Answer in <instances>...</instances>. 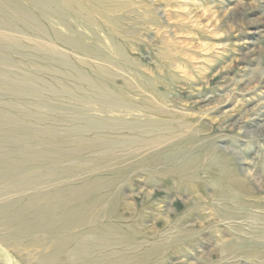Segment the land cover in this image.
<instances>
[{
	"label": "rangeland",
	"instance_id": "1",
	"mask_svg": "<svg viewBox=\"0 0 264 264\" xmlns=\"http://www.w3.org/2000/svg\"><path fill=\"white\" fill-rule=\"evenodd\" d=\"M11 1L8 10H16ZM54 1L25 25H0V45L7 36L19 45L12 60L50 69L12 73L80 89L87 87L63 74L99 83L103 67L106 89L132 113H87L68 98L61 105L43 96L41 108L64 105L69 127L81 119L127 123L115 137L132 146L113 153L90 147L50 165L29 164L26 154L10 161L12 149L0 150L1 165L24 171L23 186L9 187L0 203L33 195L58 202L75 221L76 241L87 239L80 264H264V0H63L61 24L53 25ZM9 102L0 98V107ZM5 116L3 128L15 130ZM109 131L99 139L112 140ZM43 148L35 158L61 156L56 143ZM8 251L0 246V264H19Z\"/></svg>",
	"mask_w": 264,
	"mask_h": 264
},
{
	"label": "bare ground",
	"instance_id": "2",
	"mask_svg": "<svg viewBox=\"0 0 264 264\" xmlns=\"http://www.w3.org/2000/svg\"><path fill=\"white\" fill-rule=\"evenodd\" d=\"M59 1H63V0H55L53 2L54 8H52V10L54 14L51 17L53 20L50 19L51 21H53V25L54 23H58V22L60 23L61 18L64 16L63 11L62 13L59 12V3H60ZM11 3H13L11 0L10 1L0 0V12L2 14L0 16V25L10 22L11 25L20 27L21 24H24L25 22L32 20L35 17V14H38V16L41 15L43 13L41 8L44 9L46 7L44 5H47V0H42V1L41 0H15V3H17L16 10L9 11L8 9ZM71 12H73V10ZM76 16L78 17V15ZM42 18L44 19V16ZM34 24L36 23H33V26ZM53 29L55 30V33L57 35L58 30H57L56 24L55 26H53ZM22 33H24L23 29L21 30L20 34ZM2 42L3 44L0 45V98L1 100L8 99V101L10 102L3 106L4 108L7 107L5 108L6 111L3 110L4 108L0 107V150L8 151L12 149V152H10V156H11L10 161L12 159L16 161L17 156L26 154V157H27L26 161H28L29 164L32 162H35L36 163L35 165H50L52 162L58 163L61 161L64 162V160L73 161V159H77L79 155H81V153H83L90 147H94L95 149L98 148L100 150L102 149L103 152H106V153L107 151H110L113 153V152H117L118 150H125L127 148H131L129 146H132V145L129 141H124V138L122 137H118V136L115 137L118 133L122 131V128L124 129L125 124L129 125L127 123L125 124L120 123L118 122L117 119H115L116 121L114 122V124L112 123L111 126L110 125L108 126V123H106V121H101V120H100L101 122L97 121L93 125H90L88 120L81 119L78 122L79 125L76 123V127H69V123H67V121L64 120V116H67L68 114V111L63 107L64 105L62 107L58 105L56 107L53 106L54 107L53 112L52 111L44 112L41 108V106L45 105L44 103L40 102V99L43 96V97H48V99H50L51 101L53 100L52 103L59 102V104L61 105L67 101V100L65 101V98H68L70 102L72 101V102H75V104H78L80 106V110L81 109H83L84 111L86 110L87 113L90 110H98L102 112L101 114H104L107 112L108 107H111L115 112L123 111L122 108H124V109H127V112L129 111L130 113H132L131 110L133 108L132 109L130 108L129 103L127 102L125 98H123L122 96L120 97V95L114 91L110 92V90L106 89V87H108L107 86L108 80L105 77L106 71H103L104 70L103 67L99 68L101 72V74L99 73L100 74L99 83H95L94 81H92L91 78L85 77L82 75H80L81 77L75 78L74 74H72L74 76L72 75L70 76V74L68 73L63 74V77L67 79L69 78L71 80H76L78 83L81 82L84 85H86L85 87L87 88L67 89L66 87H62L61 84H59L61 83V81H63L61 79L57 81L56 85L54 84L55 86H53L52 84L47 83V81L43 82V80L41 81L37 79L39 77H35V75L32 76V73L29 75L13 74L12 69L16 67H19V68H22L23 70L31 71V72H34V71L37 72V70L39 71V68H41V71L45 69L50 71V69L48 66H45V65L41 66L40 64L39 65L41 67L38 66L37 64L36 66H34V68L28 67L27 69L25 65L23 66V63L21 64L16 63L8 55L12 54L13 52L19 51L17 49L19 45L16 43H14L15 46L10 45L11 40H9L8 36ZM37 52L41 53V50L39 49ZM47 55L59 57V55L56 52H52V53L49 52L47 53ZM63 61L64 62L60 64H65L64 66L68 67V64L65 63V60ZM19 65H22V66H19ZM78 72L80 71H77L76 73ZM49 77H48L49 79L52 78V76H49ZM36 82L42 83L44 84V86L47 85V87L44 89H41V88L39 89L35 86ZM99 84L101 85L98 86ZM82 92H85V93L82 94ZM19 104L24 105V107H21ZM28 105H30L29 108H28ZM5 114L10 116L8 118V121L10 122V124L11 123L14 124V122L16 123L15 125H17V127H15V130L14 129L5 130L4 129L5 127L2 126L3 122H7L5 121L7 120L6 119L7 116H5ZM47 121L51 122V125L43 127V124ZM149 129L150 128H148V130ZM107 130H110L109 132L115 133L112 140H108L109 138L99 139V134H100L99 131H101V133L104 134V132H106ZM135 131H139V124H138V127H135L134 129L130 130V133H133ZM92 132L93 134H91ZM77 138H79V140ZM54 143L58 144L60 148L63 150V151L61 150L59 153H56V154H61V156L59 155L60 157L58 158L56 157V159L54 158L49 159V157L46 158L42 156L43 158L41 157L39 158L38 156L35 158L36 153L37 152L40 153L41 148L47 145L51 146ZM151 143L154 145V141ZM14 145H16V147L18 145L19 147L16 149L10 148V147H13ZM142 147L144 146L142 145ZM17 149H20V150H17ZM133 152L135 153V151ZM122 155L124 156V153H122ZM22 159L21 161L25 162V160H22ZM1 164H3V162H0V198L3 199L5 197L6 190H8L9 187L17 188L19 186H23L19 183V181H21L20 179H22V175L24 174L23 173L24 171L17 170V168L14 169L13 165H1ZM100 167L101 166H99V168ZM78 169L80 168L77 167V170ZM28 170L25 172H28ZM32 171L34 173V170ZM37 185H38V182H37ZM37 188L38 187H36V189ZM11 192L13 193L12 190ZM17 195H21V194H17ZM52 201L54 200H52V198L48 196L33 195L23 202L14 201L13 203H8L7 201L6 203L4 201L5 203L3 204L0 203L1 204L0 205V246L5 248V252L10 250L8 251V255L12 257L13 259H15L19 264H73L74 262L77 264H80V262H83V260L87 258L88 252H87L86 246L88 245L87 244L88 242H87L86 237H80L79 242L76 241V238L78 237L79 234H75L74 230H72V229H75V227L74 228L70 227L75 222V221L73 222L72 217H70L71 213L69 211L67 212L63 211V206H61L58 202L55 203ZM77 201H80V197L77 199ZM58 224L61 225L60 228L58 227ZM73 236L75 237V240L72 239ZM42 246L46 247V249L45 250L37 249ZM33 249H36L37 251L32 252ZM85 254H86V257H85ZM4 256L5 258L7 257L6 254H4Z\"/></svg>",
	"mask_w": 264,
	"mask_h": 264
}]
</instances>
